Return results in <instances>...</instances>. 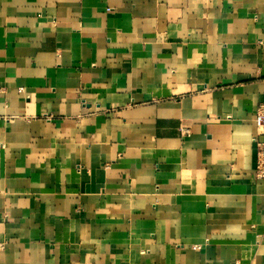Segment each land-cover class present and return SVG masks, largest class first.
Returning a JSON list of instances; mask_svg holds the SVG:
<instances>
[{
    "label": "crops",
    "instance_id": "1",
    "mask_svg": "<svg viewBox=\"0 0 264 264\" xmlns=\"http://www.w3.org/2000/svg\"><path fill=\"white\" fill-rule=\"evenodd\" d=\"M260 104L264 0H0V264H264Z\"/></svg>",
    "mask_w": 264,
    "mask_h": 264
},
{
    "label": "built area",
    "instance_id": "2",
    "mask_svg": "<svg viewBox=\"0 0 264 264\" xmlns=\"http://www.w3.org/2000/svg\"><path fill=\"white\" fill-rule=\"evenodd\" d=\"M46 119H50V117L46 116ZM255 123L260 134H264V104H260L257 108ZM255 143L257 149L255 177L256 179L264 180V141L256 137Z\"/></svg>",
    "mask_w": 264,
    "mask_h": 264
}]
</instances>
